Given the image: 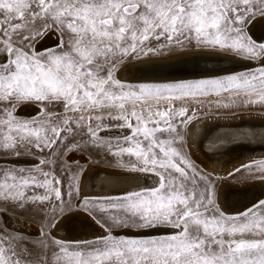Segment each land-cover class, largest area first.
Masks as SVG:
<instances>
[{
    "label": "snow or ice",
    "instance_id": "obj_1",
    "mask_svg": "<svg viewBox=\"0 0 264 264\" xmlns=\"http://www.w3.org/2000/svg\"><path fill=\"white\" fill-rule=\"evenodd\" d=\"M257 17L264 18V0H0V150L17 156L21 147L57 150L27 176L6 170L0 180L5 201L21 209L29 201L50 205L42 209L51 220L39 229L34 247L41 251L34 264H48L49 247L58 249L52 254L56 264H264V199L226 214L216 206L210 178L183 152L184 129L195 119L189 107L200 97L229 93L264 105V40L248 33ZM53 34L54 46L40 49ZM193 41L262 63L254 71L192 81L133 84L116 76L126 59ZM21 105H34L36 115L19 119L14 111ZM105 119L120 121L115 128L120 136L99 137L101 130L113 131L103 125ZM79 135L117 157H134L131 171L158 178L151 188L96 198L105 202L98 204L101 211H123L111 218L112 224L165 229L166 234L123 237L109 228L75 245L50 237L45 229L56 226V213L71 207L79 172H71L66 157L81 149ZM61 156L70 173L67 200L61 180L43 170ZM254 166L264 179V161ZM27 187L43 188L45 194L25 197ZM92 202L84 199L85 210ZM248 234L254 238H244ZM20 239L19 233L0 232V264H21Z\"/></svg>",
    "mask_w": 264,
    "mask_h": 264
},
{
    "label": "bare ground",
    "instance_id": "obj_2",
    "mask_svg": "<svg viewBox=\"0 0 264 264\" xmlns=\"http://www.w3.org/2000/svg\"><path fill=\"white\" fill-rule=\"evenodd\" d=\"M249 27L250 31L256 38L264 39V18L258 17L254 19L249 24ZM56 40L57 37L53 34L45 42L51 44ZM45 42L40 46L48 45L45 44ZM178 56L186 57L184 58L187 59L184 61L185 63H187L186 61H204L206 63L208 62L210 65L203 63L194 65L192 62L177 67L174 65L175 63L172 62L175 61L172 58ZM161 58L170 59L171 62L168 61L166 65L174 66L160 67V65L157 66L156 63L134 66L136 63H140V61L146 63L151 62L153 59ZM213 58H221L223 59L221 61L240 63L241 65H257L256 63L259 62L248 61L247 59H242L235 55L226 54L225 52L220 51H212L210 49H184L172 54L158 57L152 56L145 59L139 58L130 61L119 68L118 76L120 79L131 80L136 78L163 79L170 77H172V80H176L187 79L192 76L200 77L202 75H212L214 73L223 72L222 70L235 67L232 65L219 68L217 66H220L223 63H214L211 61ZM34 109H36L34 105H22L19 107L18 111L27 114ZM107 132L121 134L114 128L113 131ZM124 133H127V130H125ZM242 141L252 143L262 142V145L258 147H252L251 145L250 147L246 145L242 146V144H244ZM186 148L191 156L203 166L204 169L222 177L217 196L218 204H220L221 207L228 211L235 209L240 210L253 201L257 196L264 193V179H255L250 182L247 180L238 182L239 180L233 181L226 180V178L224 179L225 175L230 171L237 169L242 163L246 161L248 163L250 162L248 160H253L259 155H264V111H240L202 115L200 117L197 116V118L186 128ZM27 155L19 157L17 155H8L5 157L0 156V162L11 163L14 161L18 164H30L39 161L30 156L27 157ZM157 182L158 178L150 173L133 172L130 168L89 164L88 169L86 171L84 170V174L82 175L81 191L84 194H116L132 190L134 191L140 188H147L149 186L153 187ZM94 219L93 216L83 213L82 211H76L71 215L68 214L60 218L56 223V226L53 228V231L55 235H58L61 238L69 237L75 239L83 236L84 238L85 236L90 237V234L97 231L106 232V229L102 224H99ZM148 230H150L149 232H157L162 229Z\"/></svg>",
    "mask_w": 264,
    "mask_h": 264
},
{
    "label": "rangeland",
    "instance_id": "obj_3",
    "mask_svg": "<svg viewBox=\"0 0 264 264\" xmlns=\"http://www.w3.org/2000/svg\"><path fill=\"white\" fill-rule=\"evenodd\" d=\"M258 18V17H257ZM256 19V18H254ZM253 19V20H254ZM248 33L257 41H261L264 39H259L256 38L253 33L250 31V27H248ZM55 41H53L51 44L44 45V46H39L40 49L47 47V46H54ZM158 42L153 41V45L155 46ZM159 43H162L159 42ZM184 49H199V50H205L209 48H201L196 46L195 42L193 41L192 43L185 42L183 47H175L172 50L169 49H164L160 54L156 55H148V56H143L141 55L139 58L145 59V58H150L152 56H163L167 54H172L174 52H179ZM212 51H220V50H214L210 49ZM223 52V51H220ZM226 53V52H225ZM227 54V53H226ZM230 55H233L232 53H228ZM3 57H0L2 59ZM138 58V59H139ZM137 58H130L126 59L120 66L122 67L124 64L136 60ZM259 61V60H257ZM262 63L261 61H259ZM257 62L255 64L249 65L248 67H245L243 69H238L233 72H227L223 73L220 75L216 76H208V77H193V78H188V79H177V80H169V81H142V82H129V83H165V82H176V81H192V80H198V79H205V78H216V77H223L225 75H229L232 73H237V72H246L249 70H255L256 67L260 66L261 64ZM259 63V64H258ZM119 71V69H118ZM118 71L116 73V76L118 79ZM122 80V79H121ZM124 81V80H123ZM224 105H227L225 107ZM4 105L0 103V107H3ZM22 106V105H21ZM181 106L180 102L176 103V107L179 108ZM20 107V106H19ZM18 107V109H19ZM16 109L14 111V114L21 120H27L33 116L36 115V109L32 110L31 112L26 113H20ZM59 110V109H57ZM240 111H264V105L262 104H248L245 103L242 98H237L234 95H231L229 93H223L221 96L217 97L215 94L207 96V97H200L199 102H193L191 106L189 107V115H191L193 112H195V119L202 115H209V114H218V113H233V112H240ZM34 114V115H33ZM120 121H113V120H108L105 119L103 121V125L108 127V128H116V125H118ZM127 134V133H123ZM184 134H185V143L183 145V152L187 154L188 159L195 165L196 169L204 175H207L212 184L214 185L215 189V200H216V206L226 214H236L239 212H243L246 208L251 207L254 203L258 202L259 200L264 199V194H261L257 196L253 201H251L248 205L243 207L242 209L238 210H225L222 209L220 204H218V189L221 181V176H217V174H213L209 172L208 170L204 169L203 166H201L188 152L186 148V129H184ZM99 137L105 138L107 140L108 138L111 137H116L120 136L121 134H115V133H109L107 131H99L98 132ZM76 139L81 143L82 147L79 151H74L67 155L66 160L67 162L71 163V172L76 173L79 172V176L77 179L73 182L74 187L72 189L73 191V196L71 199V207L66 208L64 212L56 213V221L58 222L60 218H62L65 215L72 214L73 212L75 213L76 211H82L83 213H86L90 216H93V219L96 220L99 224H102V226L105 229H109L112 232V234L116 236H123V237H148V236H132L128 235L126 233H135V232H149L150 230L148 229H136V228H122V227H116L112 224V217L113 216H123L124 213L122 210H116V209H109L108 211H101L98 207L99 203H105L104 201L100 200L97 201L96 198H103V197H116V196H122L127 192L124 193H116V194H96V193H82L81 191V180H82V175L84 174V170L86 171L88 169L89 164H100L101 166H114V167H119V168H130L131 165L129 161L131 160L134 162V157L130 158L127 155H124L123 157H117L114 155L112 152H109L106 147H97L93 146L92 144L88 143L86 144L85 142L89 140V137L87 135H79L76 137ZM113 143H115L113 141ZM18 151L20 153L19 156H30L33 159L36 160H41V159H46L52 155V152L57 151L55 148L52 149L51 151L45 149L43 153L37 151L35 148H31L30 150L27 147H21L18 148ZM8 155H16L13 152H7L4 150H0V156H8ZM18 156V157H19ZM77 156V157H76ZM38 157V158H37ZM258 157V158H257ZM255 157L253 160H248L250 162L247 163L244 162L239 166L243 165H248L252 164L253 167L251 170L248 168H243V167H237V169H241L239 172H236L235 170L230 171L227 175H225L224 179L226 180H233V181H238V182H243V181H254L255 179H261V173L257 171L255 168L254 164L257 161H264V155H259ZM262 157V159H261ZM71 158V159H70ZM260 158V159H259ZM65 159L63 156H61L59 159H57V163L55 164L54 167L50 166H43L44 171H53L55 177L59 178L62 182L61 184V191L62 194H64L65 200L68 199L67 197V192L69 191V183H70V173L67 172L64 167L61 165V160ZM89 160V161H88ZM35 163H30V164H11L7 162H0V180H3L4 178V172L6 170H13L17 177L20 175H25L27 176L29 172L27 170L34 169L35 166H38V162ZM88 161V162H87ZM241 161V160H240ZM246 163V164H245ZM87 165V166H86ZM86 167V168H85ZM25 169L26 171L24 173H20L18 170L19 169ZM233 172V173H232ZM230 173H232L230 175ZM32 175H36L37 179H43L42 176H40L38 173H36L34 170L31 173ZM228 178V179H227ZM245 179V180H244ZM250 179V180H249ZM252 179V180H251ZM78 188V192L76 189ZM147 188H151L150 186ZM146 188H140L134 191H139L143 190ZM24 192L25 197H31L33 195H43L45 194V189L43 188H33V187H27L22 189ZM133 191V190H132ZM130 192V191H128ZM93 194V195H92ZM95 194V195H94ZM109 195V196H108ZM262 196V197H261ZM89 198L93 202L88 205L89 210H85L83 206V201L85 198ZM81 198V199H80ZM260 198V199H259ZM80 200V201H79ZM79 201V202H78ZM252 204V205H251ZM50 205L45 202L43 205H40L39 202L37 203H32V202H27L25 207L21 209L15 201H5L2 196H0V232L3 233H8L12 232L13 234L19 233L20 234V241L16 243V252H17V258L21 260V264H34L37 254L39 251H41L38 247H34L35 244L38 243L40 236H39V229L41 227V224H46L50 222L51 216L46 215L45 212L42 210L43 208H47ZM82 209V210H81ZM76 210V211H75ZM73 211V212H72ZM67 212V213H66ZM64 213V215H63ZM61 216V217H60ZM6 225V227H5ZM50 233V237H54L56 239L64 241L66 244L69 245H75L76 242L78 241H84V240H92L98 236H101L105 234V232H94L93 234H90V237L84 236L81 238H61L58 235L54 234L53 228L51 229H45ZM165 229H162L160 231H157V234H153V236H159L166 234ZM152 232V231H151ZM156 233V232H155ZM237 239L240 238V236L236 237ZM244 238L246 239H252L250 234L246 235ZM225 239H228L227 236H225ZM48 244H51V239L49 238L46 241ZM72 249L70 248V251ZM58 251L55 247H49L47 249V259H48V264H56V261L53 259V252Z\"/></svg>",
    "mask_w": 264,
    "mask_h": 264
},
{
    "label": "water",
    "instance_id": "obj_4",
    "mask_svg": "<svg viewBox=\"0 0 264 264\" xmlns=\"http://www.w3.org/2000/svg\"><path fill=\"white\" fill-rule=\"evenodd\" d=\"M45 44H49V43L45 42ZM184 58H186V57H180V56H178V57L172 58V59L175 60V61H172V62L175 63L174 65L177 66V67H179V66L181 67V66L190 64L192 62L194 63V65L200 64V63L206 64V65H210L208 62L206 63L204 61H198V62H195V61H192V62L186 61L187 63H185L184 61L187 60V59H184ZM221 60H223V59H221V58H218V59L213 58V59H211V61L214 62V63H220V64L223 63L222 65L217 66L219 68L220 67L223 68V67H226V66H232V65H234L235 67L234 68H229V69L222 70L223 72L214 73L212 75H204V76L202 75L200 77L216 76V75H220V74L227 73V72H233V71H236L238 69H243V68L248 67L249 65H251V64H242L241 65L240 63H231V62H228V61H221ZM168 61L171 62V60L168 59V58H166V59L165 58L153 59L151 62H146V63L143 62V61H140V63H136L134 66H139V65L148 64V63H151V64L152 63H156L157 66L160 65V67L174 66V65H166L168 63ZM190 78H193V76L190 77ZM122 80H124V81H131V82H142V81H169V80H172V77H170V78H163V79L162 78H136V79H132V80L131 79H122ZM242 142L244 143V144H242V146L246 145V146H249L250 147V145H251L252 147L253 146L254 147H258V146L262 145V142H257V143H252V142H248V141H242ZM11 163L12 164H18V163L14 162V161H12ZM262 194H264V193H262ZM222 209H225V208L222 207ZM225 210H227V209H225ZM126 234L132 235V236H153V234H157V232L155 233V232H142V231H140V232L126 233Z\"/></svg>",
    "mask_w": 264,
    "mask_h": 264
}]
</instances>
